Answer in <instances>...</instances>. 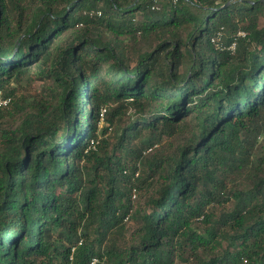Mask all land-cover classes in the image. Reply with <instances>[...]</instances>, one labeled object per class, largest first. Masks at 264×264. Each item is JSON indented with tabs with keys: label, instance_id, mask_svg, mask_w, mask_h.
<instances>
[{
	"label": "trees",
	"instance_id": "trees-1",
	"mask_svg": "<svg viewBox=\"0 0 264 264\" xmlns=\"http://www.w3.org/2000/svg\"><path fill=\"white\" fill-rule=\"evenodd\" d=\"M259 15L264 0H0V264H264ZM26 77L38 96H18ZM104 108L114 141L92 149Z\"/></svg>",
	"mask_w": 264,
	"mask_h": 264
},
{
	"label": "rangeland",
	"instance_id": "rangeland-1",
	"mask_svg": "<svg viewBox=\"0 0 264 264\" xmlns=\"http://www.w3.org/2000/svg\"><path fill=\"white\" fill-rule=\"evenodd\" d=\"M259 24L260 25H264V18L263 16L259 15ZM244 26H246V23L244 24ZM243 32V31H241ZM41 90H42V83L39 81V80H35L34 78L33 79H28L27 77L24 79L23 83L21 84V86L18 88V96L20 98H22L23 96H27V97H30V96H38L40 93H41ZM107 124L106 123H99V131H98V139L99 141L101 139H109V142H111V144L113 143L114 141V131H113V128L114 127H111L112 130H109L104 134V127L106 126ZM138 195L136 197H132V201H133V205L134 207L137 206V203H139V199H138ZM229 206V205H228ZM212 212V210H211ZM220 212H222V209L221 208H218L216 210V213L217 214H220ZM125 223H126V230L124 232V237L122 238V236H118L117 235V230H116V234H115V237H117L118 239H120V243L121 245L129 240V237L130 235L133 233L134 229H135V225H134V222L132 221V219L128 218V220H125ZM197 231H200L202 232L204 226L202 224H197L195 225L194 227ZM94 229H96V227H91L89 229V235H88V238L91 240V241H94L97 234L94 232ZM110 243V241H103L102 243L100 242H97L95 244L96 248L99 249H105L103 247H106L108 246V244ZM182 264H195L194 261L190 260L188 262H184Z\"/></svg>",
	"mask_w": 264,
	"mask_h": 264
},
{
	"label": "built area",
	"instance_id": "built-area-1",
	"mask_svg": "<svg viewBox=\"0 0 264 264\" xmlns=\"http://www.w3.org/2000/svg\"><path fill=\"white\" fill-rule=\"evenodd\" d=\"M175 2H176V0H175ZM238 35L245 37L247 34L245 32H241L240 31L238 33ZM216 37L217 38H215L213 40V42L216 43L217 47H219L222 34L221 33H218V35ZM230 49L232 51H234L235 50V44L231 45L230 46ZM11 104H12V97H5V95L3 94V92L0 91V110L9 108ZM105 113H106V108L102 109V111H101V114H100V123H104ZM109 130H112V128L110 127ZM98 144H99V140L93 139L91 141L90 148L96 149ZM133 197H136V195H134ZM125 220H128V217ZM82 243H83V239H80V241L78 242V244L79 245H82ZM100 261L101 260H100V258L98 256H94V257L91 258L90 264H99Z\"/></svg>",
	"mask_w": 264,
	"mask_h": 264
}]
</instances>
